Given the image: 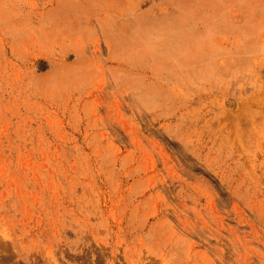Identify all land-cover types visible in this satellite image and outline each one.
<instances>
[{
	"label": "rangeland",
	"instance_id": "obj_1",
	"mask_svg": "<svg viewBox=\"0 0 264 264\" xmlns=\"http://www.w3.org/2000/svg\"><path fill=\"white\" fill-rule=\"evenodd\" d=\"M0 264H264V0H0Z\"/></svg>",
	"mask_w": 264,
	"mask_h": 264
}]
</instances>
